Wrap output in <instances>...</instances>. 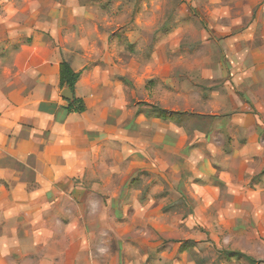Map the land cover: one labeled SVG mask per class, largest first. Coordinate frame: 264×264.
I'll return each instance as SVG.
<instances>
[{"label": "rangeland", "instance_id": "1", "mask_svg": "<svg viewBox=\"0 0 264 264\" xmlns=\"http://www.w3.org/2000/svg\"><path fill=\"white\" fill-rule=\"evenodd\" d=\"M0 28L55 41L86 104L65 181L4 161L2 264H264V0H3Z\"/></svg>", "mask_w": 264, "mask_h": 264}, {"label": "crops", "instance_id": "2", "mask_svg": "<svg viewBox=\"0 0 264 264\" xmlns=\"http://www.w3.org/2000/svg\"><path fill=\"white\" fill-rule=\"evenodd\" d=\"M25 17L29 18V14ZM32 32L17 34L0 28V181L6 178L4 169L8 166L4 161L10 165L11 181H65L67 164L83 161L75 155L80 142L76 136L81 132L77 127L82 126L77 122L81 116L67 113L66 102L59 93L58 72L63 53L55 47V41L45 43L39 39L29 44ZM18 38L25 41L15 49L12 46ZM73 70L78 72L75 67ZM68 149L72 150L70 155ZM19 190H11V199L7 198L5 204L0 200V213L13 211ZM3 193L0 188V196ZM34 207L24 206L21 211L29 213ZM10 240L19 244L18 238ZM29 246L26 255L32 251ZM13 254L0 245V264L10 255L13 258ZM67 255L65 250H59L52 259L61 262Z\"/></svg>", "mask_w": 264, "mask_h": 264}, {"label": "trees", "instance_id": "3", "mask_svg": "<svg viewBox=\"0 0 264 264\" xmlns=\"http://www.w3.org/2000/svg\"><path fill=\"white\" fill-rule=\"evenodd\" d=\"M79 79L80 73L75 72L67 61L62 60L59 64L58 87L60 90H68L71 94V100L68 101L66 107L69 114H81L86 111L85 102L76 95V85Z\"/></svg>", "mask_w": 264, "mask_h": 264}, {"label": "water", "instance_id": "4", "mask_svg": "<svg viewBox=\"0 0 264 264\" xmlns=\"http://www.w3.org/2000/svg\"><path fill=\"white\" fill-rule=\"evenodd\" d=\"M68 91V90H67Z\"/></svg>", "mask_w": 264, "mask_h": 264}]
</instances>
